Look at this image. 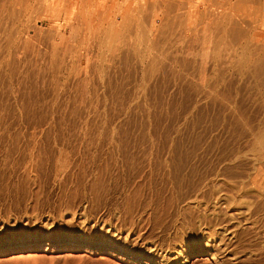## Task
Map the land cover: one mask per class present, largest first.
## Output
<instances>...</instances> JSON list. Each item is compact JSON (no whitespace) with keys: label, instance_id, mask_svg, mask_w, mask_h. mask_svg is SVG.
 <instances>
[{"label":"rangeland","instance_id":"rangeland-1","mask_svg":"<svg viewBox=\"0 0 264 264\" xmlns=\"http://www.w3.org/2000/svg\"><path fill=\"white\" fill-rule=\"evenodd\" d=\"M0 264H264V0H0Z\"/></svg>","mask_w":264,"mask_h":264},{"label":"bare ground","instance_id":"bare-ground-1","mask_svg":"<svg viewBox=\"0 0 264 264\" xmlns=\"http://www.w3.org/2000/svg\"><path fill=\"white\" fill-rule=\"evenodd\" d=\"M223 224V223H222ZM219 241V240H218ZM194 244V243H193ZM195 246V245H194ZM194 246H192L193 248H194ZM158 247V246H157ZM192 247H190V248H192ZM123 249V248H122ZM156 249V248H155ZM154 250V249H153ZM151 251L150 252V254H148L147 256H145V258L147 257V259L149 258V259H153L154 260V256H156L158 253H156L157 251L155 250V251ZM224 250V249H223ZM134 251V250H133ZM137 252V251H136ZM202 251H200V253H201ZM129 254V253H128ZM131 255V254H130ZM134 255H137V254H134ZM133 255V256H134ZM139 257H140V255H139ZM152 261V260H151Z\"/></svg>","mask_w":264,"mask_h":264}]
</instances>
